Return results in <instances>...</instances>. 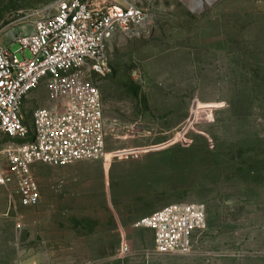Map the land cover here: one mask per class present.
<instances>
[{
  "label": "rangeland",
  "instance_id": "obj_1",
  "mask_svg": "<svg viewBox=\"0 0 264 264\" xmlns=\"http://www.w3.org/2000/svg\"><path fill=\"white\" fill-rule=\"evenodd\" d=\"M56 1L0 0V44ZM107 1L147 15L139 34L110 41L111 72L91 76L107 159L35 164L36 207L20 205L16 183L0 186V264H264V0ZM48 94L44 84L26 99L27 124ZM10 141L0 137L4 167ZM194 202L208 213L194 251L158 253L154 230L137 223Z\"/></svg>",
  "mask_w": 264,
  "mask_h": 264
},
{
  "label": "built area",
  "instance_id": "obj_2",
  "mask_svg": "<svg viewBox=\"0 0 264 264\" xmlns=\"http://www.w3.org/2000/svg\"><path fill=\"white\" fill-rule=\"evenodd\" d=\"M146 19L145 10L134 3L57 0L31 29L15 36L11 44L17 42L18 51L0 44V137L11 139L4 150L7 167L0 158V186L16 183L21 206L36 207L41 201L35 164L106 161L103 99L91 76L111 72L110 41L119 33L139 34ZM44 84L52 105L36 109L27 124L23 105ZM207 216L203 203H175L137 226L154 230L158 253L188 255ZM129 251L123 239L119 257Z\"/></svg>",
  "mask_w": 264,
  "mask_h": 264
},
{
  "label": "crops",
  "instance_id": "obj_3",
  "mask_svg": "<svg viewBox=\"0 0 264 264\" xmlns=\"http://www.w3.org/2000/svg\"><path fill=\"white\" fill-rule=\"evenodd\" d=\"M112 2H113V1H112ZM76 166H77V165H76ZM67 180H68V184L72 186L73 183H71V182H73L74 179H73L72 177H69ZM77 181H78V180H77ZM63 184H64V181H61L60 184H59L58 186H59V187H62ZM75 186H76V185H75ZM39 187H40V191H41V186L39 185ZM42 199H43V194H42V192H41V201H40L39 205L41 204ZM124 238H125V235L122 234V239H124Z\"/></svg>",
  "mask_w": 264,
  "mask_h": 264
},
{
  "label": "bare ground",
  "instance_id": "obj_4",
  "mask_svg": "<svg viewBox=\"0 0 264 264\" xmlns=\"http://www.w3.org/2000/svg\"><path fill=\"white\" fill-rule=\"evenodd\" d=\"M193 1V3L192 4H194V8L195 7H198V6H202L203 4H205L206 3V1L205 0H192ZM212 0H208V2H211ZM193 7V6H192Z\"/></svg>",
  "mask_w": 264,
  "mask_h": 264
},
{
  "label": "water",
  "instance_id": "obj_5",
  "mask_svg": "<svg viewBox=\"0 0 264 264\" xmlns=\"http://www.w3.org/2000/svg\"><path fill=\"white\" fill-rule=\"evenodd\" d=\"M215 1H218V0H215Z\"/></svg>",
  "mask_w": 264,
  "mask_h": 264
}]
</instances>
